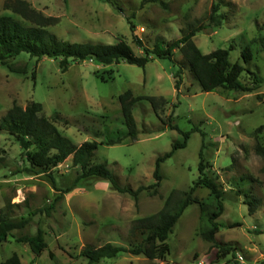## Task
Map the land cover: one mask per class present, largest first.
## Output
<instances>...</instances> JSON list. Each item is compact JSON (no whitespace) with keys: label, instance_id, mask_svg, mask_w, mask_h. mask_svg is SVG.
Listing matches in <instances>:
<instances>
[{"label":"rangeland","instance_id":"1","mask_svg":"<svg viewBox=\"0 0 264 264\" xmlns=\"http://www.w3.org/2000/svg\"><path fill=\"white\" fill-rule=\"evenodd\" d=\"M11 1L0 0V16L30 26L7 8ZM21 1L48 21L45 29L59 40L103 44L121 40L135 54L143 51L134 37L148 50L155 44L178 40L189 25L206 18L212 4H219L223 20L219 28L194 35L192 41L201 53L231 46L229 59L236 62L253 38L264 37V0H157L165 6L154 0ZM249 46L253 58L245 67L260 78L258 88L250 93L222 88L204 93L186 67L176 91V65L153 55L144 68L124 61L108 66L84 61L72 63L62 73L56 60L36 62L26 54L14 59L27 65L26 75L12 74L0 66V118L13 104L25 107L30 102L40 103L42 115L57 114L68 122L55 126L77 146L85 141L101 142L91 132L101 130L103 137H113L124 129L117 99L123 92L165 99L167 104L159 106V117L145 100L134 105L135 140L127 137L118 144L98 145L94 152L91 163L106 164L121 187L136 189L153 184L155 159L182 141L179 131H191L186 146L161 164L159 187L141 192L137 202L112 191L108 181L96 177L83 178L62 194L79 174L72 157L52 170L53 183L44 174H26L18 143L0 132V212L28 221L23 229L12 231L5 242H0V263L16 254L21 264H87L80 255L85 246H136L146 231L133 230L135 221L160 211L171 191H187L193 186L203 145L210 170L225 191L215 241L217 246H230L233 251L216 258L217 249L198 234L199 208L191 204L169 234V253L164 261L121 252L97 264H264V51L254 44ZM173 60L183 61L177 49ZM251 77L243 72L239 82L251 86ZM173 125L179 131L171 130ZM193 196L205 199L208 190L198 187ZM248 200L257 201L252 215L245 205ZM49 207L46 214L44 209ZM37 229L44 231L47 242L40 256L15 242L16 237L35 235Z\"/></svg>","mask_w":264,"mask_h":264},{"label":"trees","instance_id":"2","mask_svg":"<svg viewBox=\"0 0 264 264\" xmlns=\"http://www.w3.org/2000/svg\"><path fill=\"white\" fill-rule=\"evenodd\" d=\"M154 1L165 6L160 1ZM7 8L31 24L25 26L9 16H0V66L5 67L12 74L26 75L28 73L26 64L14 62V59L20 54H26L30 59H35L36 62L43 58L54 59L62 73L66 72L72 63L84 61L97 62L103 66L124 61L129 65L144 68L151 60L150 55H153L157 59L168 60L176 65L177 69L173 74L176 91L179 89L183 67L188 69L192 79L204 93L212 92L218 88L250 93L256 90L260 83L258 75L250 72L245 66L253 58L249 44H254L257 50L264 51L263 36L253 38L241 50L239 61L236 62H231L229 59L230 51L233 49L231 46L227 49H217L208 54H203L193 43L192 38L196 33L208 28L215 30L221 26L223 16L218 13L219 4H212L206 18L198 21L195 25H189L186 33L180 39L165 43L163 46L162 44H155L152 50H148L143 47L140 40L134 37L136 45L142 49L143 54H135L132 48L121 40L114 44L77 43L59 40L45 29L48 21L30 9L25 2L13 0L8 3ZM176 49L182 56L183 61L181 63L173 60V52ZM243 72L252 76L251 86H243L239 82ZM31 76L33 78L34 73ZM117 99L120 105L121 124L124 129L119 130L113 137H103L101 130L91 132L95 138H101V142L93 140L85 141L79 146L75 145L69 138L63 136L55 126V123L58 122L64 124H68V122L61 119L57 114L50 117L42 115V105L37 102H30L25 107L13 104L0 118V132L7 134L18 143L25 159L24 173L30 175L44 174L50 178L52 183L54 181L52 170L71 156L72 165L78 169L79 174L74 184L65 188L62 194L71 191L79 180L96 177L108 181L112 191L127 194L137 202L141 192L155 190L159 187L162 180L161 164L170 158L176 150L186 146L191 131L180 132L175 125L170 126L171 130L179 131L182 141L175 142L169 152L155 159L152 172L153 184L141 185L136 189L121 187L106 164L91 163L94 152L98 145L118 144L127 137L132 140L136 139L138 131L132 109L138 101H147L157 117H159V106L166 105L167 101L162 97H136L130 90L120 94ZM198 160V178L189 190L171 191L160 211L135 221L133 230L146 231L144 239L139 244L130 248L115 246L111 243H105L99 247L85 246L80 255L87 260V264H97L101 260L115 258L121 252L132 256H143L151 261H164L169 253V245L167 244L169 234L184 210L191 204H196L199 208L198 234L205 242L211 244V248L217 249L216 258H223L230 254L233 251L230 246H217L215 241L220 227L217 219L224 211L225 191L210 170V165L203 155V145H201L198 153ZM198 187L208 190L207 198L198 200L193 196ZM245 205L248 207V214L252 215L255 212L257 201L248 200L245 201ZM50 209L51 207L44 209V212L48 214ZM27 223L25 218L14 219L6 213L0 212V242H5L11 236L12 231L23 229ZM15 242L27 246L34 256H40L47 248L45 233L42 229H37L33 236L16 237ZM0 264H21V262L19 257L13 254Z\"/></svg>","mask_w":264,"mask_h":264}]
</instances>
